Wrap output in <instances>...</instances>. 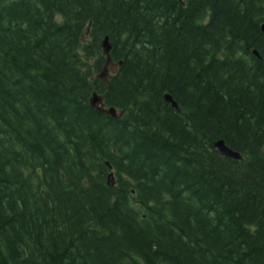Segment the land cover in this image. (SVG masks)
I'll list each match as a JSON object with an SVG mask.
<instances>
[{"label": "trees", "instance_id": "1", "mask_svg": "<svg viewBox=\"0 0 264 264\" xmlns=\"http://www.w3.org/2000/svg\"><path fill=\"white\" fill-rule=\"evenodd\" d=\"M263 23L264 0H0V264H264Z\"/></svg>", "mask_w": 264, "mask_h": 264}, {"label": "water", "instance_id": "2", "mask_svg": "<svg viewBox=\"0 0 264 264\" xmlns=\"http://www.w3.org/2000/svg\"><path fill=\"white\" fill-rule=\"evenodd\" d=\"M261 30H262V33L264 34V23L261 25ZM101 48H102L103 56L106 58V60H105V64L103 66L102 71L96 77L104 83V86L106 88H108L111 73L115 72L118 67L122 66L123 61L115 62L113 60L111 56L113 44L111 43L108 35H106L102 39ZM253 53L256 56L260 57L257 50H253ZM164 98H165V101L172 106V108H174L178 112L181 111L177 101H175L169 93H166L164 95ZM90 105L92 108L100 112H103L105 114H108L114 118L118 117L119 114H122V112L118 114V111L114 107L106 108L105 103H104V96L97 92H94L92 96L90 97ZM213 148L218 155L228 157L234 160L243 159V155L240 152L235 151L230 146H228L223 139L216 140L213 143ZM108 184L111 186L114 185V175L112 172L108 176Z\"/></svg>", "mask_w": 264, "mask_h": 264}]
</instances>
